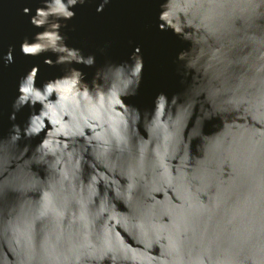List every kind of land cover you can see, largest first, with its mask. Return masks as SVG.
<instances>
[{"label": "clouds", "instance_id": "clouds-1", "mask_svg": "<svg viewBox=\"0 0 264 264\" xmlns=\"http://www.w3.org/2000/svg\"><path fill=\"white\" fill-rule=\"evenodd\" d=\"M41 3L21 52L64 74L33 65L0 135V264H264V0H160L182 90L143 111L140 47L96 67L61 32L86 0Z\"/></svg>", "mask_w": 264, "mask_h": 264}, {"label": "water", "instance_id": "water-1", "mask_svg": "<svg viewBox=\"0 0 264 264\" xmlns=\"http://www.w3.org/2000/svg\"><path fill=\"white\" fill-rule=\"evenodd\" d=\"M100 2L86 0L85 4L73 8L76 15L66 22V28L61 29L67 37L66 43L70 47L80 48L85 55L95 54L96 67L110 60L117 63L127 61L139 46L144 60L142 82L138 94L126 98V103L141 111L153 108L154 99L160 92L171 97L173 93L181 91L180 76L174 61L177 53L186 45L171 31L159 30L160 0H111L102 12H97ZM38 6H43L41 0H0V135L6 136L12 123H19L23 127L30 114L31 109L25 107L17 113L16 121L9 119L13 111L12 103L18 95L19 80L33 65L40 66L37 86L64 74V66L50 67L44 64L46 56L56 59L53 53L26 56L21 52L20 45L24 38L31 41L35 32L43 30L31 25L30 16L23 13V8L29 7L31 15H34ZM9 46L13 49L14 63L5 66L2 56L8 52ZM72 66L81 69L86 74V80L91 81L95 67L88 68L82 64ZM39 107L36 106L37 110ZM215 123H208L205 132L215 131ZM141 132H144L143 128Z\"/></svg>", "mask_w": 264, "mask_h": 264}]
</instances>
